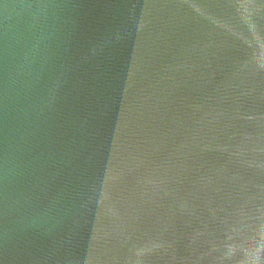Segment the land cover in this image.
Wrapping results in <instances>:
<instances>
[{
    "label": "water",
    "instance_id": "1",
    "mask_svg": "<svg viewBox=\"0 0 264 264\" xmlns=\"http://www.w3.org/2000/svg\"><path fill=\"white\" fill-rule=\"evenodd\" d=\"M0 264H264V0H0Z\"/></svg>",
    "mask_w": 264,
    "mask_h": 264
}]
</instances>
